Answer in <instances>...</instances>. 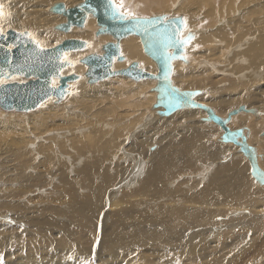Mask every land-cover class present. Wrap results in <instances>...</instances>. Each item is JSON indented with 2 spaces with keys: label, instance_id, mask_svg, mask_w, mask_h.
I'll list each match as a JSON object with an SVG mask.
<instances>
[{
  "label": "bare ground",
  "instance_id": "6f19581e",
  "mask_svg": "<svg viewBox=\"0 0 264 264\" xmlns=\"http://www.w3.org/2000/svg\"><path fill=\"white\" fill-rule=\"evenodd\" d=\"M5 1L7 0H3L4 3ZM58 1L64 2L67 7H72L82 2V0ZM185 1L189 0H177V2L171 0H142L141 5L146 12H156L150 15H136L131 13V16L134 15L138 17H151L154 15L165 14L169 17H174L181 14L183 15L186 25L185 29H183L180 33L181 37H185L186 34L190 32V30L196 32V37H194L189 42L187 48L186 46L184 47V53H186L187 55H185L187 57L186 62L182 60L174 61V71L172 79L173 82L182 87L183 89L188 88V86H192V89L201 90L202 93L199 94L196 99L213 107L218 115H221L225 118L228 116L229 112L232 111V109L237 108L242 104H246L248 108L255 107L259 111H261V114L259 116H255L253 113L249 112H241L233 116L232 120L228 121L227 124L232 130L243 126L248 127L250 129L251 133L249 132V143L257 148L260 154L259 166L264 169V135H262L264 131V98H258L261 96H257L255 94L257 92H254L253 90L249 91L243 89L245 88L246 83L248 82L247 79L252 80V77H255V73L258 75L264 74V67L257 66H264V57L263 55L260 56V53H263L264 51V46L260 49L255 50V47L260 43L253 45L250 48V51L254 49L253 57H251L250 59L251 61L244 65L238 66L239 71H241V68H244V70L241 71L240 75L238 76V78L241 79L242 84L237 85V82H232L231 84L229 83V85L234 88V92H236L238 89L235 87H239L244 90L241 93L244 96L243 100H237L236 98H233V96L219 100V93L209 94L207 92L208 88L206 84L214 82L216 71H219L220 69L226 70L224 69V64H229V66H231V58H229L227 50L231 49L235 45H240L246 42V39L236 44L235 42H237L238 40L236 39V36L232 35L231 37L229 34L226 33V31H229L230 29H232V27H221L218 29V33L221 35L224 45L213 47V45H211V41H208V43L202 42L205 36L201 29H205V27L201 25L202 28H198L199 25L192 18L191 12L188 11L187 13L186 11H183L185 9ZM261 1H263L262 4H252L247 9L248 13H251V7L257 5H259L260 7L261 5H263L264 0ZM115 2H117L118 7L123 11V13H126L128 15L130 14L126 10V7L122 8L121 3L119 1L115 0ZM121 2L124 4L134 3L133 0H121ZM54 3L49 4L45 9H41L40 12L46 14L48 11L49 13H51L50 9ZM244 4L247 6L249 5L247 0ZM224 5H226V7H224ZM4 11L6 15L2 16L0 21L1 25L6 30L12 28L17 29L11 25L19 23L21 24L25 22L27 15L34 14L37 10H25L18 5L16 8L13 9V11H11L9 10L6 4ZM235 14L236 10L232 8L231 0H226V4L223 3V6H221L220 16H224V20H226L227 22H232L228 18L229 16L230 18L232 16H235ZM57 18L60 21L59 23H63L66 20V18L63 16H59ZM54 20L57 19L54 18ZM212 22L213 20H210L208 23ZM59 23L52 24V22L41 20L37 25L39 35L34 30L32 31L28 29V31L31 33L32 36L36 38L38 37L39 39H37L39 41L41 40L40 42L44 46H46L48 43H53L55 41L53 37L54 34L59 35V43H61L67 38L72 37L84 39L88 42V48H86L85 51H73L70 52L67 57L68 60L74 63V66L65 69L63 74L76 73L79 75L77 80L75 79L69 81L70 90L72 92H70L57 104H54V100L52 99L44 102L43 104H41V106L35 109L36 111L31 110L29 112L23 113L13 112V114H10V112H6V115L1 116L3 113V109L0 108V128H3L2 131H0V135L3 131H5L6 126L13 127L20 131V133L11 130L8 131L11 133L9 135L10 141H7L8 146H5L7 151H4V153L7 156V165L9 167V170L13 169V161L15 157H17L18 163L20 164L22 169V175L20 177H23V183L21 182V180L20 184H18L19 181L16 180L20 179L17 176L9 179L10 182L14 185H5L0 182V197L5 198L4 201L0 202V247H2L5 241H9L12 239H14L15 241V239L17 238H23L22 234H15L17 232V229L19 230L18 226L15 227L9 225L10 223H5L6 221H9L16 216H14V213H11V211H9L4 206L6 200H9V198L16 200L15 202L13 200L9 201L8 206H11V208L27 206L30 209H33L25 203L30 199V197L27 198L28 194L22 197V201H19L20 196H23L25 191L26 193H31L33 191L40 192L42 195H44L43 198H49L50 201L48 204L37 206V209H43L44 213L46 211H50L52 215L53 213H57V223L54 222L56 217L53 219L52 215L45 216L44 220L42 221H38L37 219L35 220L34 228L37 225L38 230L35 231V234L29 240H22L21 242H19V244H16V247L14 246L16 249L18 245L17 249L19 250V252L18 254L16 253V255L19 256H15L13 258L11 255L10 257L13 259L8 264H84L87 262L88 254L91 248L88 243L93 240V249L97 251L98 255L97 262L114 263L123 260L133 261L138 258L135 254L129 252V250L132 251L133 249L130 248L126 241L121 242L123 247L118 245L120 244L119 242H114L116 239L121 237L120 233L114 232L111 234H104V223L107 219L106 215H103V217L105 216L103 224L101 221L100 224L98 223V221H96L95 231L91 230L93 232L85 231V233H83L78 231L76 233L75 231H72L70 229L69 222H66L63 217V215L66 216V210H62L63 208L65 209V207H63V204H67L68 201H70L69 199L63 196L70 192L66 190L64 185H58V187L60 188L56 189H52L50 186H48V180L45 178V171L40 169V163L42 162V160L40 159V161L37 162L36 157L34 156L35 152L32 150L33 146H35L34 144L37 145L36 153H42L44 149H48V147H50V143L46 144L44 140L48 142L56 140L61 142L70 141L75 143L76 147L79 148L80 145L77 144V140L81 139V137H89L90 134L87 135V133H89L88 129L90 127H93L94 125L97 126V129H99V131H102L105 127L118 129L119 133L121 132L120 134H123L125 136H134L136 130H139L140 132L144 131V133L142 134L144 136V142L140 144L141 148H143L144 145L149 142L152 144L157 142L159 143L154 144L157 145V149H153L154 153L152 154V160L149 156H147L150 158L151 165L148 169L147 183L141 189L142 195L150 197V199H146L143 202V205H146L145 212L151 211L153 209V205L159 206L154 210V215L152 216V218L142 221V224L139 221V225H130L129 235L125 237L127 241L135 245H138L139 242L147 241L148 238L151 241H154L155 246L158 248V250L161 251L158 252L160 253V258L158 260L160 261L159 264H172L170 258L168 257V253L171 250L179 252L177 257L184 255L185 257L181 258V260L183 263H188L190 262L189 259H194V255H192L193 257L191 256L192 258H190V253L192 251L196 252L200 244L204 243L205 239L208 238L209 241L213 240H210V238L207 236L215 234L217 229L222 232L220 235H223V238L219 236L221 237L219 238V247H222V249L226 245L231 247V244H235L237 242L241 244V241L243 242L249 236V233L247 235V232L252 231V233H254V237H256L253 238V243L250 247H238L239 249H241V251L240 254L237 255L238 251L236 252V250L233 249L235 247L232 246L233 248L231 247L232 249L230 248L231 250H228L230 251L228 255L231 256H228L223 253V255L228 256V258H222V260L220 261V256L223 255H215V259L216 257H220V262L218 264H246V260L249 261L255 259L251 258V256L255 257L251 254L256 255L255 253H257L260 259L258 257L259 260L254 261H259V263L261 261L262 264H264V198L259 192H254L264 188V185H260L256 181L255 177L252 175L251 164L249 160L242 154L240 146L229 142H222L220 138L221 135L224 133V129L220 125L207 121L205 118L208 117V114L203 109H183L186 111L196 110V115L200 116L192 120H194V122H203L201 123L203 124L202 126L206 127L209 124V126L212 127L210 128V131H208L209 136L208 138H206V142L211 139V136L213 137L214 135H216V137L213 139L214 143L221 142L225 145L229 144L228 146L231 148L235 147L233 148V154L240 155L248 163L247 166L249 168V173L256 183V185L253 186V189L251 188L250 180L246 178L244 169L239 168L238 172L242 175H237V178L233 181L224 179V175H221V171L219 170L226 169L230 166L226 165L219 167V164H215L216 161L219 160V153H224V150H221L220 152L218 149L213 148V150L209 151L207 150L208 142L206 144L204 140L198 139V146L188 140L196 136H200L203 133L200 129L191 127L188 130H182V128H178V123L188 117L190 115V112H184L172 118L169 122H163L161 124H158L160 121H163L161 119H170L174 115L180 113L179 111L182 110L175 112L171 116H165L162 115L161 112L154 107L157 101V93L153 90V88L157 85L156 79L148 78L146 80H134V83L133 79L127 77L125 74L117 73L103 80H98L94 83L88 82V79L85 76L87 68L85 64L80 63V59L85 57L86 55H89L90 53H102V45L108 41L113 40L110 35H101L100 37L95 36V32L97 30V22L95 17H88L86 21V26L83 30L80 28L79 30L77 27H74L73 30L69 33H64L61 31L56 32L58 30H56L55 27ZM262 41H264V36H262L261 43ZM57 44L55 43L52 46H55ZM120 47L122 52L121 55L126 58L123 61H118L116 59L112 68L113 71L129 67L133 61H138L140 64V68L143 67L146 71L150 73L158 72L157 67L155 66V62L144 53L143 45L139 36L131 35L122 39V41L120 42ZM201 49H207L206 51L208 52L212 51V55L210 56V58L215 57L217 58V60L222 59V63H212L213 61H208L204 59L202 57L203 55L198 54ZM171 52H173V50H171ZM249 55L251 56L252 53L249 52ZM217 63L219 64V67H217ZM251 63H253L255 66L252 67L250 71L245 70L251 66ZM184 65L185 67L191 68H185ZM195 69L200 70L199 72H192ZM261 70L262 72H260ZM115 79H120L123 82L112 87V91L115 94H118L119 97L116 100L112 101V103L106 108L107 113L104 112V106L102 105V111L97 110L98 108L96 109V111H94L95 109H93V106L95 107V104L89 106L92 107L93 110H85V106L83 105L84 110H82V113H77V111L75 110H78L77 104H72L70 100L80 99L81 88L83 86H86L85 84L95 87L98 86L100 83L108 82ZM146 91H148V93H145ZM83 95L87 96L89 95V92L83 93ZM91 96L94 95L91 94ZM90 100L97 101V97L96 99L90 98ZM240 101H246L250 106L247 103H241L240 105L236 106ZM47 103L53 105L50 106L52 107L51 113H48L46 116H37V114H39L41 111H43V109H45V107L48 106ZM254 104L259 105L252 106ZM234 105L236 107H233ZM125 107L129 108V112L139 110L137 114L138 116H134V114L132 113H126L117 116L116 110L122 111ZM69 111H71V113H69ZM23 115H25L27 119L31 117L30 120H25ZM143 117L145 118V123L139 128L137 122H139ZM65 121L73 122V124L69 127H64V125L61 123ZM155 121L157 122L152 126L151 129H149L148 131L143 130L149 128L148 124L151 125ZM53 123L54 126L52 127ZM189 125L191 124H188V126ZM95 132L96 131L94 130L93 133ZM84 141H86V143ZM89 143V139L83 140L82 142L83 145H89ZM162 143L166 144L161 147ZM170 143L174 144V147L171 146V148H173V153L169 149ZM179 153H182V157L178 156ZM47 155L50 159L53 158V156L49 155V153H47ZM49 161L50 160L47 161V166L51 165ZM178 164H181L185 166L186 169H188L187 172L189 173H184L185 175L182 174L185 180H187V177H185L186 175L197 174L199 169H202V165H204L205 168L200 170L198 176L194 178V182L192 183V189L195 190V193L191 194L193 196L185 195L181 191V188H179V190L174 191V194H176L174 198H176V200L173 206L167 207L164 205V203L171 201L169 197V188L170 185L174 184L176 181L175 175L179 174V172H175L173 170V168H175V166ZM86 165L87 164H85V167L83 168L84 172H87L89 170V166ZM216 165L217 167L214 169ZM63 167L65 166L61 165L60 169H63ZM50 169L51 168L48 167L46 172L48 173ZM65 170L69 169H66L65 167ZM141 175L142 170H138L134 174V176L137 178H140ZM60 177L61 180L65 182L63 178H65L66 176H61L60 174ZM31 178L33 182L31 181L32 183L27 185L24 181L31 180ZM13 179L15 180L13 181ZM0 180H2L1 176ZM166 181L167 184H169V187H167V185L165 184ZM15 183H17L18 185ZM23 184L25 185V187ZM198 184H201L202 186L199 188ZM3 191L7 192L8 194H6L8 196L1 195ZM78 191L76 192V194L81 195ZM87 205L89 204L87 203ZM214 205H216L217 207H215ZM68 207L70 208V204L68 205ZM130 207L131 205H127L125 207V213H128L130 211ZM24 210L25 209H20V212L22 213L24 212ZM27 212L28 210L24 212L25 215L23 216H27ZM138 212L139 211H137L136 213ZM140 215L142 216L143 214L139 213V215L133 216L135 220H139ZM220 215H222L224 218L228 215L230 217H228L227 219H223L226 222L219 224V228H215V226L218 225L216 222L217 218H219ZM18 216L19 215H17V217ZM23 216H21L23 220H21V218L20 220L23 225L28 227V225L30 224L29 222L31 220L27 222L28 220L26 221V218H23ZM72 217L74 218V216ZM27 223L29 224L27 225ZM23 225L19 227L21 228ZM89 225L94 229V222L90 223ZM158 225L165 226L164 228H161ZM206 225H211L212 227H208V229H206ZM51 226L54 227L55 231L49 230V228H52ZM253 226L255 228H253ZM232 227L235 231L232 229ZM42 228H44L43 232L41 231ZM245 228L247 229L245 230ZM98 229L100 233L98 232ZM29 230L30 229H28V231ZM4 232H7L10 236L5 235L6 237H4ZM232 232L233 234H231ZM131 235H134L135 238L131 239ZM224 237L229 239V241H227L230 243L221 246V244L224 243ZM215 239L216 240L214 241H218L217 238ZM11 243L10 246L12 247ZM87 245H89L90 248L87 247ZM216 246L218 245L216 244ZM8 248L9 247H6L4 249L6 250ZM12 250H14V248H12ZM147 250L151 253H155V250ZM220 250L218 251L220 252ZM133 252L135 251L133 250ZM225 252L228 253L226 250ZM171 254L174 256L173 253ZM157 256L156 259H158ZM144 259L147 260L146 263L150 262V264H158V262L155 263V258ZM215 264H217L216 261Z\"/></svg>",
  "mask_w": 264,
  "mask_h": 264
},
{
  "label": "rangeland",
  "instance_id": "374dc122",
  "mask_svg": "<svg viewBox=\"0 0 264 264\" xmlns=\"http://www.w3.org/2000/svg\"><path fill=\"white\" fill-rule=\"evenodd\" d=\"M56 1H58V0H42V1H38V0H7V1H5V3L7 4V7L11 11H13V9L16 8L18 5L21 6L25 10H31V9L37 10L34 14H28L26 19H25V22H23L21 24L19 23V24L11 25V26H13L19 30H24V29H27V30L30 29L32 31L34 30L39 35L38 29H37V27H38L37 25H38L39 21L44 20L47 22H52V24H54V23L57 24L60 22L59 19L57 18L60 15L54 14V13H49L48 11L46 14L40 12L41 9H45L49 4L54 3ZM117 1H119L121 3L122 8L123 7L127 8L126 10L130 13L129 15H132V14L150 15V14H153L156 12V11L146 12L141 5L142 0H133V2H134L133 4H131V3L130 4H124L121 2V0H117ZM171 1L177 2V0H171ZM180 1H183V0H180ZM245 1L246 0H234V1L231 0L232 8L234 10H236L235 16H232L231 18L229 16V18H228L232 22H227L226 20H224V16H220L221 6H223V3L226 4V0H189V1H185V9L183 11H186L187 13H188V11L191 12L192 18L199 25L198 28H202V26L205 27V29H201V31H203L204 36H205V38H203L202 42L208 43V41H211V45H213V47H218V46L224 45L223 39H222L221 35L218 33V29L221 27H223V28L232 27V29H230L229 31H226V33L229 34L231 37H232V35L236 36V39H238L237 42H235L236 44H238L241 41H243L244 39H246V42H244L240 45L239 44L235 45L231 49L227 50V52L229 54V58H231V63H230L231 66H229V64H224V69H226V70L220 69L219 71H216L215 72L216 76L214 77V82H210L209 84H206L207 88H208L207 92L209 94L219 93V100L226 98V97H230V96H233V98H236L237 100H243L244 96L241 93L244 90H249V91L253 90L254 92H257V93H255L257 96H261L258 98H264V74L258 75L255 73V77H252V80L247 79L248 82L246 83L245 88H243L244 90L239 88V87H235L238 89L236 92H234L235 91L234 88L229 85V83L231 84L232 82H237V85L242 84V81L240 78H238V76L240 75V72L244 70V68H241V71H239L238 66L244 65V64L251 61L250 59H251V57H253V50L254 49L252 51H250V48L253 45H256L259 43L260 44L255 47V50L260 49L264 46V44H263L264 41H262V43H261L262 36H264V4L261 5L260 7H259V5L251 7L250 8L251 13H248V10H247L252 4H254V5L262 4L263 1H261V0H247L249 3L248 6L244 4ZM1 2H3V0ZM241 2H242V4H241ZM5 3L4 2L2 3L4 9L6 7ZM224 7H226V5H224ZM4 15H6V13H4ZM54 16H57V17H54ZM54 18L57 20H54ZM189 19H190V17H189ZM210 20H213V22L208 23ZM223 20H224V22H223ZM54 31H56V30H54ZM56 32H59V31H56ZM53 37H54L55 41L53 43H48L46 46H52L53 44H55V43L57 44L60 42V37L58 34H54ZM258 46H260V47H258ZM206 50L207 49H204V50L201 49L198 52V54L203 55L202 57L208 61L209 60L213 61L212 63H214V62H219V64L222 63V59L217 60V58H215V57L210 58V56L212 55V51L208 52ZM249 52L252 53L251 56L249 55ZM261 55H263V57H264V51H263V53L262 52L260 53V56ZM219 64L217 63V67H219ZM254 66L255 65L253 63H251V66L245 70L250 71L252 69V67H254ZM257 66L264 67L263 65H257ZM184 67H185V65H184ZM185 68H191V67H185ZM199 70L200 69H195L192 72H199ZM260 72H262V70ZM122 82L123 81L120 79H115V80H111L108 82L100 83L98 86L94 85L95 87H92L90 85L85 84L86 86H83L81 88L80 99H78V100L72 99V100H70V102L72 104H77L78 110L77 109H75V110L79 114H81L82 110H84L83 105L85 106V110L95 109L94 111H96L97 108H98L97 110L102 111L101 110L102 109L101 105H102V106H104V112L107 113L106 108L112 103V101L116 100L119 97L118 94H115L112 91V87L116 86ZM133 82L135 83L134 80H133ZM186 89H192V86H188V88H186ZM82 92L83 93L89 92V95L85 96V95H83ZM145 93H148V91H146ZM91 94H93L94 96H91ZM96 97H97V101L96 100L95 101L90 100V98L96 99ZM99 103H100V106H99ZM241 103H247V102L246 101H240V102H238V104L236 106L240 105ZM47 104H48V106L45 107V109H43V111H41L39 114H37V116H46L48 113H51L52 107H50V106H53V105H50V103H47ZM92 104H95L97 107L93 106V109H92V107H89ZM255 105H259V104H254L252 106H255ZM236 106L234 105L233 107H236ZM230 109H228V110H230ZM195 111L196 110L179 111L180 113L174 115L170 119L169 118H163V119H161L163 121L159 120L160 122L158 124H161L163 122H169L172 118H174V117H176V116H178L184 112H190V115L188 117H186L183 121L178 123V128L180 127V128H182V130H188L191 127L196 128V129H200L203 132L200 136H196L192 139H188L191 143H194V144L199 146L198 139L204 140L206 142V138H208V136H209L208 131H210V128H212V127L209 126V124L206 127L202 126L203 124H201V123H203V122H201V121L194 122V120H192V119H195V118L200 116V115H196ZM6 112H10V114H13V111L3 110V113L1 116L6 115L7 114ZM138 112H139V110L134 111V112H129V108L125 107L122 111L116 110V115L120 116V115H123L126 113H132V114H134V116H138L137 115ZM69 113H71V111H69ZM23 117L25 120H30V118H31L30 117L29 119H27L25 117V115H23ZM144 117L139 122H137L139 128L145 123ZM156 122L157 121H155L151 125L148 124L149 128H146L143 130L148 131L149 129L152 128V126ZM61 124H63L64 127H69L73 124V122L65 121ZM188 124H191V125L188 126ZM53 126H54V123L52 124V127ZM93 127H90L88 129L89 133H87V135L90 134L89 137H86V138L81 137V139L77 140V144L80 145L79 148H77L76 144L73 142H70V141L61 142L58 140L51 141V142L44 140V142L46 144L50 143V147H48V149H44L42 151V153H36L37 152L36 151V147H37L36 144H34L35 146H33V148H32V150L35 152L34 156L36 157V161L39 162L40 159L42 160V162L40 163V169L45 171V175H46L45 178L48 180V183H47L48 186H50L52 189H56V188H60V187H58V185H64L66 190L70 192V193H67L63 196V197L70 200L67 203L68 205L70 204V208L68 207L67 204H63V207H65V209L62 207L63 208L62 210L63 211L66 210L65 211L66 216L63 215V217L66 220V222H69V226H70V229L72 231H75L76 233L78 231L83 232V233H85V231L93 232V231H95V228H96V221H98L99 224L101 221L103 224V220L105 217V216L103 217V215H106L107 219L104 223V234L106 235V234H111L114 232L120 233L121 237L116 239L114 242H119L120 244H118V245L123 247L121 242L126 241L127 244L130 246V248H132L135 252H139V253H135V252H133V250L132 251L129 250V252H131L132 254H135L138 257L136 260H133V261L123 260V261H118V262H114V263L97 262V256L98 255H97V251L93 249V245H92L94 243V240H93V241L88 243L91 248L89 247V245H87V247L90 248V251L88 254L87 262L84 264H150V262L146 263L147 260H145L144 258H155V263L158 262V264H159L160 261H158V260L160 258V253H158V252H161V251L158 250V248L155 246L154 241H151L148 238L147 241L139 242L138 245H135V244H132L125 239V237L129 235L130 225H136V224L139 225V221L142 224V221L152 218V216L154 215V210L159 206V205H153V209L151 211L145 212L146 211V205H143V202L146 199H150V197H147L146 195H142V192H141L142 187L147 183L148 169L151 165L150 158L152 160V154L154 153L153 149L154 150L157 149L156 148L157 145H154V144H159V143L157 142V143L152 144L149 142V143H146L143 148H141L140 144L144 142V136L142 135L144 133V131L140 132L139 130H136L134 136H125L123 134L121 135L120 134L121 132L119 133L118 129H115V128L105 127V128H103L102 131H99V129H97L96 125H94ZM5 128H6L5 131H3L2 134L0 135V176L2 178V180H0V182H2L5 185H12L13 183H11L9 179L17 176L20 179H16V178L15 179L18 180L19 181L18 184H20L21 180H22L21 182L23 183V177L22 178L20 177L22 175V169H21L20 164L18 163L17 157H15V159L13 161V164H14L13 169L9 170L8 169L9 167L7 165V156L4 153V151H7V149H6V147L8 146L7 141H10L9 135L11 133L8 131L11 130V131H15L17 133H20V131L13 128V127H7L6 126ZM2 129L3 128H0V131H2ZM94 130L98 133H96V132L93 133ZM215 137H216V135H214L213 137L211 136L210 137L211 139L209 141H207L208 142L207 150L211 151V150H213V148L218 149L220 152H221V150H224L225 151L224 153H219V160L216 161L215 164H217V165L219 164V167L230 165L226 169H220L219 170V171H221V175H224V179L233 181L234 179L237 178V175H242L241 173L238 172L239 168L244 169V172L246 174V178L248 180H250L251 188L253 189V186H255L256 183L249 173V168L247 166L248 163L240 155L233 154V148H235V147L231 148L228 146L229 144L225 145V144H222L221 142L214 143L213 139ZM87 139L90 140L89 145H83L82 144L83 140H87ZM84 142L86 143V141H84ZM207 142H206V144H207ZM165 144L166 143H162L161 147H163ZM171 146L174 147V144L170 143V145H169V149L172 152L173 148H171ZM215 147H217V148H215ZM47 153H49V155L53 156V158L51 157L52 159H50L49 156L47 155ZM147 156H149L150 158ZM178 156L182 157V153H179ZM88 158H89V160H88ZM32 160H33V158H32ZM46 160L47 161L50 160L49 161L51 164L50 166L46 165L47 164ZM85 164H87L86 166H89L88 167L89 170L87 172H84V169H83L85 167ZM61 165L65 166L66 169H69V170H65V167H63V169H60ZM217 165L214 167V169L217 167ZM46 167L51 168L48 173L46 172V170H47ZM201 168L204 169L205 168L204 165H202ZM202 169H199L198 173L195 175H186L185 177H187V180H185L183 178L182 174L185 175L184 173H189V172H187L188 169H186V167L181 165V164L176 165L175 168H173V170L175 172H179V174L175 175L176 181L174 184H171L170 188H169L170 189V194H169L170 196L169 197H170L171 201L165 202L164 205L167 207L173 206V204L176 200V198H174L176 196V194H174V191L179 190V188H181V191L185 195L193 196L191 194H194L195 190L192 189V183L194 182V178L196 176H198V174L200 173V170H202ZM138 170H142V175L140 176V178H137L134 176V174ZM60 174H61V176L62 175L66 176L65 178L62 177L65 182H63L61 180ZM67 176H68V178H67ZM15 179H13V181ZM31 181L33 182L32 178H31V180H27L24 182H26V184L29 185L30 183H32ZM15 184H17V183H15ZM165 184L167 185V187H169V184H167V181L165 182ZM198 185H199V188L202 186L201 184H198ZM24 187H25V185H24ZM27 189H29V188H27ZM77 191L81 195H77L76 194ZM254 192H259L261 194V196L264 198V188L257 190V191H254ZM6 193L7 192L3 191L1 193V195L8 196L7 195L8 193L7 194ZM26 195H27V198L30 197V199H29V201H26L25 203L28 206L32 207L34 210L30 209L27 206H23V207L21 206L19 208H15L12 206L13 208H11V206H8V203L10 200H13V199H10V198H9V200H6V203L4 204V206L9 211H11V213H14V216L16 215L13 219L6 221L5 223L6 224L10 223L9 225H12L15 227L18 226L20 231L17 229V232L15 234H17V233L22 234L23 238H17V239H15V241H14V239H12V240H9L10 242L5 241L6 244L4 243L5 245L4 244L3 245L4 246L7 245L6 247H9L11 249L8 248L5 250L4 248H6V247H4L3 245H2V247H0V249L2 251V253L0 251V264H8L10 261H12V259L15 256L16 257L19 256V255H16V253L18 254V252H19V250L17 249L18 245H17V248L15 249L16 244H19V242H21L22 240H27V239L29 240L35 234V231L38 230L37 225L34 228V224H35L36 219L38 221H42V220H44L45 216H47V215L51 216L52 215V213L50 211H46L44 213L43 209H37V206L48 204L50 201L49 198H46V197L43 198L44 195H42L40 192H34L33 191L31 193H26V191H25L23 196H20L19 201H22V199H23L22 197H24ZM4 200H5L4 197H0V202L4 201ZM13 201L15 202L16 200H13ZM87 203L89 205H87ZM127 205H131V207H130V211L128 213H125V207ZM214 206L217 207L216 205H214ZM207 207H209V206H207ZM66 208H68V209H66ZM212 208H214V207H212ZM20 209H25L24 212L28 210V212H27L28 215L23 216L25 214H24V212L21 213ZM102 210H103V212H102ZM137 211H139V212L136 213ZM139 213H142L143 215L142 216L140 215L139 220H135L134 216L139 215ZM17 215H19V216L17 217ZM41 215H43V216H41ZM21 216H23V218H26V221L28 220L27 222H29L31 220L29 222L30 224L27 223V225L29 224L28 225L29 228L22 224L21 220H23V219L21 218ZM52 216L54 219L57 216V213H53ZM67 216H69V217H67ZM72 216H74V218ZM98 217L100 220L98 219ZM222 217L223 216L220 215L219 218H217L216 223L218 225L215 226V228H219V224L226 222L223 219H227L230 216L228 215L225 218L224 217L222 218ZM20 218H21V220H20ZM28 218H30V219H28ZM54 222L57 223V217L54 220ZM92 222L95 223L94 229L92 227H90V225H89ZM20 224L23 225L21 227L22 229L19 227V226H21ZM158 226L161 228H164L165 225H163V226L158 225ZM206 226H207L206 229H208V227H212L211 225H206ZM51 227L52 228H49V230L55 231L54 227L53 226H51ZM244 227H245V225H244ZM253 228H255V227L253 226ZM28 229H30V230L28 231ZM232 229L234 230L233 227H232ZM246 229L247 228H245V230ZM23 230H25V231H23ZM43 230H44V228L41 229L42 232H43ZM91 230H93V231H91ZM98 232L100 233L99 229H98ZM221 233L222 232L219 231V229H217L215 234H213L211 236H207L210 238V240L211 239H213V240L209 241L208 238H207L208 240L205 239L204 243L200 244V246L196 252L192 251L190 253L191 254L190 258L193 257L192 255H194V259L193 258H192V260L189 259L190 262H188V263L182 262L181 258L185 257L184 255L177 257L178 253H179L178 251H174V250L169 251L168 257L170 258L171 263L172 264H207V263L208 264H211V263L215 264V261H216V263L218 264L222 260V258H228V256H231V255H228L230 252L228 250H231L233 247H235L233 249H235L236 252L238 251L237 252V255H238V254H240V251H241V249H239V248L250 247L253 243L252 242L253 238L256 237V236L254 237V233H252V231L247 232V235L249 233V236L248 237L246 236L247 238L243 242L241 241V244H239L238 242L235 244H231L233 246V247L231 246L232 248L230 246H227V245L224 246L225 244L230 243V242H228L229 239L224 237V239H223L224 243L222 242L223 244H221V246L223 245L225 248L223 247V249H222V247H219L220 246L219 238H221V237L223 238V235H220ZM231 234H233V232ZM5 235L7 236L8 233L4 232L3 236L6 237ZM8 236H10V235H8ZM27 236H29V237H27ZM219 236H221V237H219ZM130 238L134 239L135 236L131 235ZM215 238H217L218 241H214V240H216ZM216 242H218V243H216ZM10 243H11L12 247L10 246ZM216 244L218 246H216ZM236 244H238V245H236ZM12 248H14V250H12ZM2 249H4V250H2ZM147 249L155 250V253H151ZM215 249H217V250H215ZM9 250H11V251H9ZM218 250H220V252ZM225 250L228 253H226ZM12 251H13V253H12ZM141 251H143V252H141ZM171 253H173L174 256ZM223 253H225L228 256L223 255ZM255 254L256 255L251 254V255L255 256V257L251 256V258L252 259L255 258L254 260H259L260 259L259 255L257 253H255ZM11 255L13 258L10 257ZM157 255H159V256H157ZM215 255L216 256L223 255V256H220L221 259H220V257L219 258L216 257V259H215ZM156 256L158 259H156ZM213 256H214V258H213ZM258 257H259V259H258ZM211 258L213 259V261ZM217 259H218V261H217ZM219 259H220V261H219ZM209 260H211V261H209ZM254 260H249V261L246 260L245 262H246V264H255V263L256 264H262L261 261L259 263V261H254Z\"/></svg>",
  "mask_w": 264,
  "mask_h": 264
},
{
  "label": "water",
  "instance_id": "95a60500",
  "mask_svg": "<svg viewBox=\"0 0 264 264\" xmlns=\"http://www.w3.org/2000/svg\"><path fill=\"white\" fill-rule=\"evenodd\" d=\"M2 10L4 15L3 5ZM50 12L66 18L65 22L56 25L58 31L69 33L74 27L83 30L88 17L92 16L97 22L95 36L112 37V41L102 45V53H90L80 59V63L87 68L85 76L89 83L117 73H123L135 81L156 79L157 85L153 90L157 93V101L154 107L162 115L171 116L179 110L189 108L203 109L208 114L205 118L207 121L224 129L220 140L240 146L242 154L251 164L252 175L260 185H264V169L259 166L260 154L249 143L250 129L243 126L232 130L227 124L233 116L241 112L259 116L261 111L242 104L232 109L225 118L218 115L213 107L196 99L202 93L201 90L183 89L172 80L174 61L186 62L184 47L187 48L189 42L196 37V32L191 30L185 37H181L180 33L186 25L182 14L174 17L165 14L151 17L131 16L123 13L115 0H82L72 7L58 1L51 6ZM3 15H0V20ZM131 35L140 37L144 53L155 62L157 73L140 68L138 61H133L129 67L113 71L115 60L123 61L126 58L121 55L120 42ZM86 48V40L74 37L46 47L28 30H5L0 21V108L13 112H29L50 99L56 104L59 103L72 92L69 81L79 77L76 73L63 74L65 69L74 66L67 59L68 54L85 51Z\"/></svg>",
  "mask_w": 264,
  "mask_h": 264
},
{
  "label": "snow or ice",
  "instance_id": "6c2138e0",
  "mask_svg": "<svg viewBox=\"0 0 264 264\" xmlns=\"http://www.w3.org/2000/svg\"><path fill=\"white\" fill-rule=\"evenodd\" d=\"M0 15H3L2 5H0ZM37 43L39 42L37 41Z\"/></svg>",
  "mask_w": 264,
  "mask_h": 264
}]
</instances>
